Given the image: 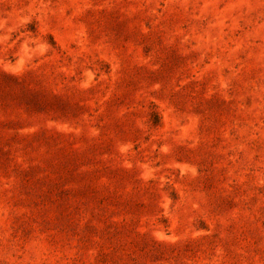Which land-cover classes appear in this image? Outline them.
<instances>
[{"label": "rangeland", "instance_id": "1", "mask_svg": "<svg viewBox=\"0 0 264 264\" xmlns=\"http://www.w3.org/2000/svg\"><path fill=\"white\" fill-rule=\"evenodd\" d=\"M0 264H264V0H0Z\"/></svg>", "mask_w": 264, "mask_h": 264}]
</instances>
